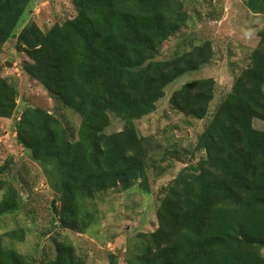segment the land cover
<instances>
[{"label":"trees","instance_id":"trees-1","mask_svg":"<svg viewBox=\"0 0 264 264\" xmlns=\"http://www.w3.org/2000/svg\"><path fill=\"white\" fill-rule=\"evenodd\" d=\"M264 15V0H243ZM77 16L46 31L18 30L33 0H0V55L16 38L24 71L80 120L78 133L53 113L25 109L15 121L17 143L42 166L59 198L60 227L85 234L97 221L98 196L146 179L156 147L137 122L153 114L166 88L211 63L210 41L159 59L165 42L187 27L182 0H72ZM249 66L211 111L213 78L188 82L170 106L204 121L195 146L163 188L155 233L130 240L125 264H264V29ZM16 86L0 75V118L18 110ZM111 116L124 126L108 133ZM176 161H180L178 156ZM9 168L7 164L0 174ZM0 218L23 204L20 191L0 180ZM25 232L0 235V264H86L73 246L56 242L55 257L30 260L5 246ZM112 264L117 259L111 256Z\"/></svg>","mask_w":264,"mask_h":264},{"label":"rangeland","instance_id":"rangeland-1","mask_svg":"<svg viewBox=\"0 0 264 264\" xmlns=\"http://www.w3.org/2000/svg\"><path fill=\"white\" fill-rule=\"evenodd\" d=\"M189 14L187 27L165 42L159 59L170 58L176 50L189 49L210 41L214 49L211 63L201 70L187 73L171 83L156 111L137 122L140 135L149 138L156 147V156L147 167L146 179L138 178L127 187L120 185L98 196L97 221L81 234L61 229L52 210L60 212L59 198L50 189L43 168L31 158L16 140L15 121L29 107H39L56 115L73 132L78 133L79 117L61 106L39 82L23 69L24 53L16 47V38L10 40L0 55V75L14 84L19 92L18 110L13 119L0 118V180L13 184L23 197V204L13 213L0 218V235L15 230L25 232L24 241L4 237V244L30 260L55 257V244L71 245L86 264H125L130 240L140 234L155 233L158 228L157 209L164 198L163 188L180 171L183 162L191 160L188 151L195 146L204 121L186 118L173 110L170 98L188 82L213 78L217 93L211 111L232 89V86L249 66L250 55L259 43V32L264 29V15L252 14L243 0H182ZM77 16L72 0H33L22 21L21 29L32 22L46 31L55 24ZM7 64L12 65L10 67ZM123 122L111 116L108 133L120 132ZM256 129L264 123L254 121ZM169 153L178 156L172 157ZM1 199V194H0Z\"/></svg>","mask_w":264,"mask_h":264},{"label":"water","instance_id":"water-1","mask_svg":"<svg viewBox=\"0 0 264 264\" xmlns=\"http://www.w3.org/2000/svg\"><path fill=\"white\" fill-rule=\"evenodd\" d=\"M7 66L10 67L12 65L7 64ZM52 210L56 216L57 221L60 223V214H59V212L56 211L55 201H53V203H52Z\"/></svg>","mask_w":264,"mask_h":264}]
</instances>
